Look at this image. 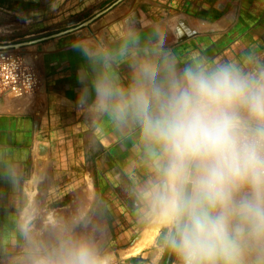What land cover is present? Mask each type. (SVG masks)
I'll return each instance as SVG.
<instances>
[{
  "label": "crops",
  "instance_id": "0c3cea01",
  "mask_svg": "<svg viewBox=\"0 0 264 264\" xmlns=\"http://www.w3.org/2000/svg\"><path fill=\"white\" fill-rule=\"evenodd\" d=\"M115 1L0 0V43L77 27ZM14 52L40 88L0 102V264L54 259L85 237L82 223L97 221L122 223L124 255L155 226L144 209L156 159L134 120L95 113L97 81L129 89L144 83L145 66L160 86L189 67L264 76V0H123L86 27ZM161 235L125 260L160 264Z\"/></svg>",
  "mask_w": 264,
  "mask_h": 264
},
{
  "label": "clouds",
  "instance_id": "9594fccd",
  "mask_svg": "<svg viewBox=\"0 0 264 264\" xmlns=\"http://www.w3.org/2000/svg\"><path fill=\"white\" fill-rule=\"evenodd\" d=\"M102 78L94 111L134 120L156 159L145 213L178 264H264V76L232 65L186 68L158 85ZM42 264H107L87 240Z\"/></svg>",
  "mask_w": 264,
  "mask_h": 264
},
{
  "label": "built area",
  "instance_id": "2783aa9c",
  "mask_svg": "<svg viewBox=\"0 0 264 264\" xmlns=\"http://www.w3.org/2000/svg\"><path fill=\"white\" fill-rule=\"evenodd\" d=\"M39 88L38 75L14 50L0 51V102L35 93Z\"/></svg>",
  "mask_w": 264,
  "mask_h": 264
},
{
  "label": "flooded vegetation",
  "instance_id": "af4514ba",
  "mask_svg": "<svg viewBox=\"0 0 264 264\" xmlns=\"http://www.w3.org/2000/svg\"><path fill=\"white\" fill-rule=\"evenodd\" d=\"M97 223H100V226H97ZM86 228V235H88L86 238L89 239L88 242L92 245L94 248L96 254L98 255L99 248L102 250H106L107 253L112 249L109 247H113L114 244L116 243L117 245L118 241V236L121 233L122 229V223L119 221H109V222H93V223H87V226L84 227ZM89 229L92 231L91 236L89 235ZM85 239V240H87ZM109 246V247H107ZM107 248V249H106ZM110 249V250H109ZM103 253V252H101Z\"/></svg>",
  "mask_w": 264,
  "mask_h": 264
},
{
  "label": "water",
  "instance_id": "95a60500",
  "mask_svg": "<svg viewBox=\"0 0 264 264\" xmlns=\"http://www.w3.org/2000/svg\"><path fill=\"white\" fill-rule=\"evenodd\" d=\"M122 1L123 0H117V1H115L112 5H110L109 7H107L106 9H104L103 11H101L100 13H98L96 16L88 19L87 21L83 22L82 24H80L77 27H73V28H70V29L61 31L59 33H55V34H52V35H48V36L43 37V38H40V39H34V40L24 41V42H20V43L0 44V51H10V50L21 49V48H24V47H27V46H30V45H34V44L40 43V42H42L44 40H48V39H52V38H57V37L66 35L68 33H71L73 31H76V30L81 29L83 27H86V26L90 25L91 23H93L98 18H100L101 16H103L109 10H111L112 8H114L115 6H117ZM173 257H174V255L170 252L169 257H168L167 264H172Z\"/></svg>",
  "mask_w": 264,
  "mask_h": 264
},
{
  "label": "rangeland",
  "instance_id": "374dc122",
  "mask_svg": "<svg viewBox=\"0 0 264 264\" xmlns=\"http://www.w3.org/2000/svg\"><path fill=\"white\" fill-rule=\"evenodd\" d=\"M53 32H58V31H55V29H52V30H50L49 33L53 34ZM11 43H20V42H11ZM0 44H10V43H0ZM144 224H146V223H144ZM81 226L82 227H86L87 226V223H82ZM97 226H100V223H97ZM87 236L88 235H85V237H83L82 239L83 240L87 239L86 238ZM160 239H161V244L163 245L162 235H161ZM88 240L89 239H87V241ZM117 245H118V243H117ZM107 247H109V246H107ZM109 248L110 249L112 248L111 250L109 249L110 250L109 253H107V251L105 249L102 250L101 248H99V250L101 252H103V253H101V252L98 253V257H100L103 261H106L107 264H133L134 262H135L134 264H137L136 262L139 261V259H136V258H133L131 260H125L126 257H124V255H121V254L117 253L118 246H116V243L114 244L113 247H109ZM155 250H158V248L155 249ZM163 250H162L163 251V256H162V260H161L160 264H166L167 261H168L169 254H170V251L166 247H164ZM144 262H145V260L142 259L141 260V264H144Z\"/></svg>",
  "mask_w": 264,
  "mask_h": 264
},
{
  "label": "bare ground",
  "instance_id": "6f19581e",
  "mask_svg": "<svg viewBox=\"0 0 264 264\" xmlns=\"http://www.w3.org/2000/svg\"><path fill=\"white\" fill-rule=\"evenodd\" d=\"M160 230H161L160 226L155 224L152 230L145 233L143 240L139 241V243L134 248H132L131 251L125 253L124 257L128 256L129 254L130 255L137 254L140 250L151 246L155 242V238Z\"/></svg>",
  "mask_w": 264,
  "mask_h": 264
}]
</instances>
